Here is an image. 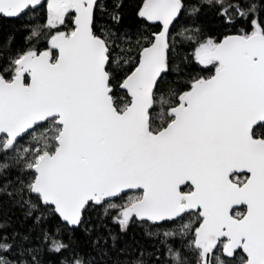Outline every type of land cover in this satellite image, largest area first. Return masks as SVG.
Here are the masks:
<instances>
[{"label": "snow or ice", "instance_id": "1", "mask_svg": "<svg viewBox=\"0 0 264 264\" xmlns=\"http://www.w3.org/2000/svg\"><path fill=\"white\" fill-rule=\"evenodd\" d=\"M127 8L0 0V264H264V0Z\"/></svg>", "mask_w": 264, "mask_h": 264}, {"label": "trees", "instance_id": "2", "mask_svg": "<svg viewBox=\"0 0 264 264\" xmlns=\"http://www.w3.org/2000/svg\"><path fill=\"white\" fill-rule=\"evenodd\" d=\"M140 0H125V3L128 5L126 9L125 22L132 23V8L136 3H139ZM210 28L212 27V20L210 15L205 17L203 20ZM24 23L23 20L18 19H8L0 16V38L6 37L8 33L15 31L19 36L22 31L21 25ZM122 243V242H121Z\"/></svg>", "mask_w": 264, "mask_h": 264}, {"label": "water", "instance_id": "3", "mask_svg": "<svg viewBox=\"0 0 264 264\" xmlns=\"http://www.w3.org/2000/svg\"><path fill=\"white\" fill-rule=\"evenodd\" d=\"M2 17H4V16H2ZM4 18H6V17H4ZM8 19H12V18H8Z\"/></svg>", "mask_w": 264, "mask_h": 264}]
</instances>
